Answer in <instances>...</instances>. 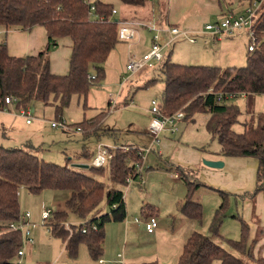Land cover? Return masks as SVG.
Segmentation results:
<instances>
[{"label":"trees","instance_id":"16d2710c","mask_svg":"<svg viewBox=\"0 0 264 264\" xmlns=\"http://www.w3.org/2000/svg\"><path fill=\"white\" fill-rule=\"evenodd\" d=\"M121 5L148 8L152 14L159 2L156 0H116ZM222 2L224 0H221ZM157 3V4H156ZM93 7V8H92ZM113 0H0V26L8 29L30 30L36 25L45 26L49 38L48 46L36 55L13 56L7 42L0 41V110L10 106L7 97L15 98L18 108L27 109L37 102L53 105L57 116L63 115L74 97H79L88 107V94L92 87L105 77V62L111 51L121 41V22L129 20L113 14L117 9ZM118 10V9H117ZM259 44L249 52L247 64L222 68L219 65L182 64L170 59L161 62L165 89L160 104L165 114L177 111L185 113L184 119L194 120L202 112H209L207 124L209 132L217 138L224 157H253L258 159V184L245 197L253 198L264 192V111L257 117L255 125L245 123L244 131L234 129L242 114L235 98L220 100L218 92H231L236 98L264 94V11L256 21ZM60 37H70L73 41L70 71L65 75L52 72L50 51ZM96 75L95 79L89 77ZM156 79L149 81L155 82ZM13 104V105H14ZM110 101L96 117L75 124L85 135L101 136L100 123L108 114ZM95 128L93 130L92 128ZM106 130V129H105ZM108 132V131H107ZM110 133V132H109ZM114 156L104 166L79 168L46 161L34 150L27 147H6L0 144V264H28L17 260L23 250L24 237L21 228H15L22 221L20 190L26 188L31 193L44 190H67L70 197L65 207L54 212L49 221L56 237L65 241V249L72 258L79 254L80 245L85 243L94 259L104 255L106 226L111 220L127 217L125 192L121 188H107L101 176L105 166L110 164L111 180L127 184V177H139L136 164L143 160V153L137 148L127 151L113 150ZM133 163V165L130 164ZM185 180L188 193L180 206V212L198 223L204 219V205L194 199L199 187H208L222 197V203L211 222L212 236L194 231L187 239L182 254L174 264H250L239 255L253 256L249 245L250 226L239 217L241 239L223 237L233 253L217 243L215 236L221 237L220 228L225 211L228 209L229 195L226 191L202 182L197 175L184 166L176 165ZM104 199L110 209L100 212ZM70 214L90 218L79 225L63 224ZM238 217V216H237ZM55 221L57 222H53ZM46 264V263H36ZM146 264H166L157 261ZM257 264H264L259 258Z\"/></svg>","mask_w":264,"mask_h":264},{"label":"rangeland","instance_id":"374dc122","mask_svg":"<svg viewBox=\"0 0 264 264\" xmlns=\"http://www.w3.org/2000/svg\"><path fill=\"white\" fill-rule=\"evenodd\" d=\"M161 3H168V0H162ZM119 6L116 7L119 12H122L123 15L126 14L124 16L130 20L152 21L150 20L152 17L151 7L135 12L131 8ZM149 6H151V3ZM153 21L160 24L158 19ZM244 29L247 30L246 28L240 29L233 37H221V42L212 41L208 42L207 45H204L201 41L197 45H193L189 43L190 36L188 37L189 39L184 35L179 36L170 46L165 47V57L166 59L170 57L174 62L183 63L180 60L182 59L180 58L181 56L190 52H204L195 57L196 61L201 62L194 64L219 65L222 68L246 65L250 39ZM146 47L145 43L135 47L134 55H137L136 57L138 58L144 56L147 50ZM161 67L162 63L157 62L153 67L147 66L138 71L137 74H133L127 70L126 65L122 80L127 78L128 82L119 100L116 92L120 88L118 84H115L114 90L109 92L110 101L115 100L116 104L113 103L108 112L109 115L105 116L102 128L99 129L108 133L102 134L101 137L92 134L85 135L83 131L75 128V124L90 120L105 109L109 101L104 95L102 100L97 98L94 105H88L86 108L83 100L76 96L70 106L64 110L63 115L60 116H57L53 105H44L40 102H37L32 108L30 107L31 117H26L22 113L24 109L18 108L16 104L10 105L5 111H0V144L6 147H27L34 150L46 161L56 162L61 165H74L75 163L93 165L100 143L115 150L123 146L145 150L143 160L138 162L142 165V169H139L140 176L138 179L133 178L131 185H121L113 182L110 178V164L105 166V173L101 176V180L105 182L107 188L117 187L124 190L128 207L127 218L130 224L127 225L126 218L123 220H111L107 224L106 248L104 255L100 259L92 257L85 243L80 245L78 256L72 258L65 249L63 239L53 234L51 229L52 222L43 223L42 210L51 208L55 213L63 210L70 196L69 191L47 190L40 193H31L26 188H22L20 190L22 220L24 215L30 212L32 214L31 222L37 224L38 227L35 229L23 228V250L25 254L19 256L17 260L28 264H53L57 262L101 264V260L105 261V264H122L119 255L123 254L126 249L125 258L127 264H137L140 261H157L160 263L167 261L162 263L174 264L178 261L179 255L182 254L187 241L186 238L179 241L178 249L181 253L178 254L179 252H177L174 256L175 258L168 257L166 252H168L172 240L177 235L181 236V227L183 226V232L186 230L185 225H183V218L185 217L179 209L177 210L178 203H174L178 197V187L184 186L185 183L182 179V182H178L173 177L177 171L175 166L170 164L169 159L174 149L172 148L168 154L164 152V156H160L159 152L166 147L167 149L171 147L172 142L170 140L173 143L181 141L191 146H202L207 156L219 153L221 146L218 139L214 138L208 130L207 124L211 118L209 112L197 114L194 121H182L178 124L181 133L176 135L163 133L160 137V142L156 141L151 133L154 115L150 111L153 108L154 101H157L158 104H161L162 101L161 97L165 89V81ZM153 79H156V81L145 87ZM103 88L105 89V87H101L99 90H104ZM125 99L126 103H128L126 106H124ZM229 103L238 105L242 112L239 121L234 126L236 131L242 132L244 131L245 123L255 125L257 117L264 111V94L239 96L233 101H229ZM28 120H30L29 124L27 123ZM62 120H65L73 129L53 127V122ZM92 129L95 130L94 127ZM105 129L109 130L110 133ZM147 149L150 150L148 151ZM130 164L133 165L132 162ZM203 190L201 194L206 200L201 201L200 193L196 194L194 199L203 203L206 217L209 215L214 216L222 203V197L218 193ZM187 193L188 190H186L184 196H181L183 202ZM147 203L157 206L160 210V214L157 216V220L160 223V231L155 235H150L145 226L135 223L136 219L145 221L146 216L143 214L142 208ZM109 210H111L110 206L107 200L104 199L100 206V212ZM236 214L238 215V213L229 212V210L225 211L220 228L222 237L234 240L241 239L239 221L233 217ZM89 219L70 214L64 219L63 224L67 227L69 225H79ZM53 222L57 221L54 219ZM204 222L205 226L211 227V224L208 226L205 218ZM198 227L200 229L203 228ZM128 228L131 232L128 240H126ZM29 229L31 230L30 238H34L35 245L29 242V236L27 235ZM208 232L200 233L206 235ZM227 248L234 250L229 246ZM239 256L244 261L250 262V264L258 263L257 258L250 257L248 254H240ZM219 262L216 260L212 264H219Z\"/></svg>","mask_w":264,"mask_h":264},{"label":"crops","instance_id":"0c3cea01","mask_svg":"<svg viewBox=\"0 0 264 264\" xmlns=\"http://www.w3.org/2000/svg\"><path fill=\"white\" fill-rule=\"evenodd\" d=\"M113 1L117 3V6L120 5L119 2H117L116 0H113ZM161 1L162 0H156V2H159V5H157L155 7L156 9L153 10V15L150 18V20L153 21L155 19H158L162 26H166V25L179 26L183 30L187 31L191 38L195 39V41H191L190 39L189 43H192L193 45H197L199 41H201V43H203L204 45H207L208 42H212V41L221 42V37L227 36L229 38V37H233L234 35H236L235 33L234 35H231V36L224 35V36L216 37L210 30H206V26L208 24L220 21L223 18V16H225L226 14L230 12L242 14L244 12L246 5L249 3L250 0H224L223 2L221 0H168V3H165V4H162ZM120 6H125V5L121 4ZM125 7L131 8L135 12H138L140 9H145V8H140L137 11L135 7H130V6H125ZM150 7L151 6H149L148 8ZM124 15L126 16V14ZM124 15L122 12L120 13L118 10V13H117L118 17H122ZM129 21H133V20L129 19ZM245 31L248 34V31L247 30ZM186 38L188 37L186 36ZM4 40L7 42L9 53L13 56L36 55L41 50H44L48 46V43H49L47 30L45 26L43 25H36L30 30H21V29H8L7 30L5 27L0 26V41H4ZM144 43L147 45L146 49L150 50L152 47V43H153V32L145 28L140 30L139 38L137 37L136 39L131 40V41L122 40L116 45V47L111 51L110 55L108 56V59L106 60L104 64L105 77L103 81L98 82L97 86L92 87L88 94L87 102L89 106L94 105L95 100L97 98H100L102 100L104 96L107 99V101L110 102L109 92L114 90L115 84H118L120 87L118 88L119 90L116 91L118 100L121 98L123 91H124V87L128 82L127 78H123L122 80V75L125 72L126 65L131 57L137 56V55H134V48ZM72 45H73V41L70 37H60L57 39V45L52 46L51 51H50V63H51V70L53 73L58 74V75H65L69 73L70 59H71V54H72ZM146 51L145 53L148 52ZM248 51H249V48H248ZM203 53L204 52H193V53L190 52L186 55L181 56L180 58L182 59L180 60L181 62H183L182 64L199 63L201 61H196L197 59H195V57ZM100 86L105 87V89L103 88L104 90H99L101 89ZM126 102L127 101L125 99L124 106L128 104ZM101 106H104V105H101ZM115 109H116V106H115ZM0 111H5V110H0ZM104 119L100 123V129L102 128V123ZM184 120L186 119H183L182 121ZM194 120H191V121H194ZM182 121H180L179 123H181ZM186 121H189V120H186ZM107 131L109 132V130ZM101 132L102 130H100V133ZM163 133H167V134L169 133L171 135H176V134L181 133V129H179V131L176 133H172L168 129L163 130L156 140L158 141V143L160 142V137L163 135ZM104 134H108V133H104ZM170 141L172 142L171 147H169L168 149L166 147L164 150H161L159 152V155L164 156L165 155L164 152L168 154L170 150L173 148L174 152L171 158L169 159L170 164H173L174 166L181 165V166L186 167L189 170H193L191 172L195 176L197 175V177L202 182H205L206 184L210 186L224 190L228 194H230L227 210H229V212L232 211L234 213H238V215L237 214L233 215V217L239 221L238 226L240 228V232H241V223H240L239 217H242L249 224L250 237H249L248 243L251 246L250 248H252L254 258H257V260L259 258H264V192H259L253 198L245 197L244 195L246 192L254 191L258 184V181H257L258 166H259L258 159L253 158V157H228V156L224 157L220 153L221 150L219 153L218 152L215 154L211 153L212 156H207L202 146H198V145L191 146L181 141L179 142L175 141L174 143L172 140ZM204 159L223 160L225 162V165L223 168L209 167L204 164ZM176 171L177 172L174 173L173 177L178 182H182L181 181L182 179L185 183L184 186L178 187V197L174 202V203H178L177 210L179 209L180 211V206L183 203V200H181L182 198L181 196L185 195L186 190H188V187H187L185 180L181 176V172L178 171L177 169ZM203 189H205L206 191L217 193L216 191L208 187H204V186L199 187L195 191L194 196L200 193L199 197L201 201L206 200L205 197H203V195L201 194V191H204ZM44 191H47V190H44ZM51 191H55V190H51ZM125 201H126V195H125ZM126 205H127V202H126ZM142 212L146 216L145 221L136 219L135 223L145 226L147 230L146 221L148 217L149 216L157 217L160 214V210L157 206L155 205L152 206L147 203V204H144L142 208ZM127 214H128V209H127ZM184 217L185 218H183L184 219L183 225H185L186 230L185 232H183V229H182L183 226H182L180 229L181 236L179 237L177 235V237L172 240L169 246L168 252H166L168 254V257L170 258H173L175 254L179 252V249H178L179 241L181 239L185 240V238L187 240L188 236L194 231L205 233V232H208V228H209V232L206 235L207 236L212 235L210 227L205 226L204 219L202 223H198L189 217H186V216ZM213 217L214 216H211V215L206 217L205 208H204V218L208 222V226H210ZM126 219H127V225H129L130 221L128 220L127 217ZM31 220H32V214H31ZM198 226L203 227V228L200 229ZM159 231H160L159 220H158V227L154 232H149L147 230V232L150 235H153V234L155 235ZM130 232L131 231L128 228L126 231V240H128ZM259 233H261V235H259ZM214 239L216 240L217 243L221 244L222 246L226 248L228 246L230 247V245L226 241L223 240L222 236L221 237L215 236ZM29 242L32 243L33 245L36 244L34 241V238H33V241L29 240ZM63 242L66 247L64 240ZM105 248H106V240H105L104 250ZM230 250L233 253L238 254L234 250L232 249ZM180 253L181 251L178 254ZM24 254L25 253H23L21 256H23ZM125 254H126V249L124 250L123 254L119 255V257L121 258L122 264H127ZM149 262H152V261H149ZM149 262L140 261L137 264H146ZM162 262H167V261H162ZM62 263H65V262H62ZM100 263L105 264V261L101 260Z\"/></svg>","mask_w":264,"mask_h":264},{"label":"built area","instance_id":"2783aa9c","mask_svg":"<svg viewBox=\"0 0 264 264\" xmlns=\"http://www.w3.org/2000/svg\"><path fill=\"white\" fill-rule=\"evenodd\" d=\"M263 11H264V0H250L249 3L246 5L244 12L242 14L230 12L225 16H223V18L220 21L208 24L206 26V30H210L216 37H220L224 35H228V36L234 35L238 30L246 28L250 39L249 51L253 52L256 46L260 42L256 30V21L258 20V18L260 17ZM117 13L118 10L114 9L113 14L116 16ZM144 28L153 32V43L150 51L146 53L144 56L140 58L131 57L129 59L127 63V70L133 74L146 68L147 66L153 67L157 62H161L166 56L165 47L170 46L177 39V37L182 35L189 37L187 31L183 30L182 28L176 25L162 26L161 24L155 21L124 20L121 22V27L119 32L121 41L122 40L131 41L136 39L137 37L139 38V32L141 29ZM190 39L191 41H195L194 38L190 37ZM89 77L91 79H95L96 75L95 73L90 74ZM217 95L220 100L236 98V94L231 92L222 91V92H218ZM241 96H246V93L241 94ZM15 101H16L15 98L12 97L6 98V102L9 105H13ZM113 103H115V100L112 101V106ZM151 112L154 115V120L151 124V133L156 140L161 134V132L165 129L170 130L172 133L178 132L179 131L178 123L182 121L185 117V113L182 111H177L173 114H168V115L163 113L160 104H158L157 101L153 102V108L151 109ZM22 113L26 117H31L30 107L24 109ZM27 122L29 123L30 120H28ZM53 127L63 128V129H73L65 120L53 122ZM76 129L83 131L82 128H76ZM130 148L133 147L123 146L122 148H118V149L127 151ZM113 150L115 149L109 148L108 146H105L103 143H100L98 154L93 161V166L95 167L104 166L111 158H113L114 156ZM147 150L149 151L150 149ZM139 151L144 155L145 153L144 149L143 150L139 149ZM141 166L142 165L139 163L136 164V172L139 174V176H140L139 169H142ZM133 178L134 177L132 175L130 177H127V184L131 185ZM53 213L54 210L51 208H44L42 210V220L44 224H46V222L49 221ZM18 227L21 228L22 230L25 227L34 229L38 227V225L33 224L31 222V213L27 212L24 215V218L21 221V223L15 226V228ZM146 227L149 232H154L158 227L157 217L149 216L146 221ZM27 235L29 236V240L33 241V238H30L31 237L30 229L28 230ZM19 253L22 255L24 253V250H21ZM53 264H66V263L57 262Z\"/></svg>","mask_w":264,"mask_h":264},{"label":"water","instance_id":"95a60500","mask_svg":"<svg viewBox=\"0 0 264 264\" xmlns=\"http://www.w3.org/2000/svg\"><path fill=\"white\" fill-rule=\"evenodd\" d=\"M204 164L213 167V168H223L225 165V162L223 160H209V159H204ZM74 166L79 167V168H90L89 164L86 163H75Z\"/></svg>","mask_w":264,"mask_h":264}]
</instances>
